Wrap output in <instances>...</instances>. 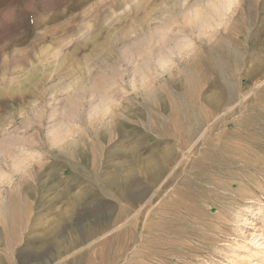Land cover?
I'll return each mask as SVG.
<instances>
[{
	"label": "rangeland",
	"instance_id": "374dc122",
	"mask_svg": "<svg viewBox=\"0 0 264 264\" xmlns=\"http://www.w3.org/2000/svg\"><path fill=\"white\" fill-rule=\"evenodd\" d=\"M105 242L264 264V0H0V264Z\"/></svg>",
	"mask_w": 264,
	"mask_h": 264
},
{
	"label": "bare ground",
	"instance_id": "6f19581e",
	"mask_svg": "<svg viewBox=\"0 0 264 264\" xmlns=\"http://www.w3.org/2000/svg\"><path fill=\"white\" fill-rule=\"evenodd\" d=\"M220 112V111H219ZM125 192H124V194H123V196L124 197H127V196H129V197H131V201H136V200H138V197H137V195H135L134 194V192L132 193V192H130V190H124ZM94 227V226H93ZM96 229H93L92 228V231H94L95 232V230H96V233L97 234H105V233H102V232H104V229H102L103 228V226H96L95 227ZM112 232H114V231H112ZM53 233L55 234V238H53L52 240H51V242H50V245H52L56 250H57V252H58V254L59 255H61V256H66V255H69L68 253L71 251V249L73 248H70V247H64L63 245H61V243H60V241L58 240L59 239V235L56 233V231L54 230L53 231ZM85 235L86 236H88L90 233H93V232H89L88 230H85ZM106 235V234H105ZM121 235V234H120ZM123 236V235H122ZM87 238V237H86ZM99 238V237H98ZM84 239H85V237H84ZM80 240V239H79ZM83 240V239H82ZM99 240V239H98ZM75 242H79V241H75ZM101 243V242H100ZM71 246H72V244H71ZM109 246L110 245H108V242H105V243H102L101 244V247H99V251H98V259H99V262H97V263H93V264H106L107 263V261H108V258H109V256H110V248H112V247H110L109 248ZM98 249V248H97ZM114 252H112V254H114V256L112 257V259H115V258H117L118 256H119V254H120V252L122 251V250H124V247H123V245L121 244H118V246H114ZM95 251V250H94ZM93 255H94V252H93ZM96 255V257H97V253L95 254ZM89 255H87V254H83L81 257H80V259L78 258V264L80 263V264H83V262L84 261H86V260H88V257ZM94 258V257H93ZM95 259V258H94ZM111 259V258H110ZM112 261V260H111ZM109 263V262H108ZM73 264H76V263H73Z\"/></svg>",
	"mask_w": 264,
	"mask_h": 264
}]
</instances>
